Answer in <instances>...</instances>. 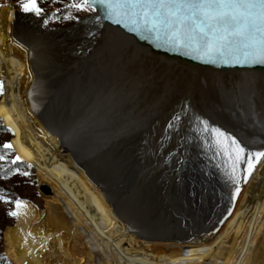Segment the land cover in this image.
<instances>
[{"label": "bare ground", "instance_id": "obj_1", "mask_svg": "<svg viewBox=\"0 0 264 264\" xmlns=\"http://www.w3.org/2000/svg\"><path fill=\"white\" fill-rule=\"evenodd\" d=\"M3 12L0 47L14 53L17 60V64H10L5 70L22 81L6 86L14 98L0 108V114H11L20 125L21 141L13 147L23 155L33 148L46 151L47 169L40 176L39 185L49 183L53 194L46 197L44 210H38L27 200H22L26 204L20 208L14 203L13 211L18 215L14 224L4 229L2 249L13 264H47L49 257H54L57 264H91L95 259L104 261L98 264H264V158L247 182L241 179L242 172L237 174L241 189L238 195H233L236 185L232 180L229 179L227 187L220 182L219 189L224 187L221 194L236 206L234 210L231 208L233 212L225 214L222 225L216 235L213 234L216 238L213 243H207L211 236H203L205 234H196L188 240L171 237L155 240L158 242H142L116 216L118 213L107 204L101 184L89 177L78 161L75 151L79 136L75 133L82 127L105 141L111 136L123 135L128 146L131 144L129 138L134 141L148 135V120L142 115L128 119L126 109L113 114L105 109L100 114L95 112L94 105L79 101L75 96L72 105L69 101H59L61 88L53 72L57 62L49 56L52 28L44 23L43 17L26 13L22 7L17 10L7 7ZM261 75L257 72L245 75L256 76L246 85L251 89L256 86L257 90L250 91L247 96L252 102L249 106L240 103L243 115L236 114L235 120L230 121V128L220 126V130L223 127L228 132L232 129L235 138L239 135L252 142L253 146L250 148L246 144L245 149L253 152L264 150V74ZM246 90H242L244 99ZM220 121L226 123L227 120L220 118ZM65 144H71L73 153L63 155ZM141 149L143 147L140 148L142 153ZM151 154L145 161L147 167L156 169L158 149H153ZM243 163L245 167L246 161ZM96 231L106 240L105 247L114 251L112 261L103 247V256L97 255ZM76 237L83 242L80 245L83 249L69 247Z\"/></svg>", "mask_w": 264, "mask_h": 264}, {"label": "rangeland", "instance_id": "obj_2", "mask_svg": "<svg viewBox=\"0 0 264 264\" xmlns=\"http://www.w3.org/2000/svg\"><path fill=\"white\" fill-rule=\"evenodd\" d=\"M0 1H6L0 3V25L4 23L5 8L17 10L25 2ZM73 2L74 0H38V6L43 10L40 16L52 12L48 26L57 29L70 27L77 21L75 18L64 19L65 16L84 17L93 14L70 7ZM15 58L14 53H8L0 47V83L3 85V90L0 91V108L14 98L6 86L17 85L20 81L16 75L5 70L10 64H17ZM212 129L211 126L203 133V140L200 142H203L207 154L205 153L206 157L202 155L196 159L199 164L197 166L189 163L183 153L163 151L158 156L157 168L147 167L146 161L151 158L153 149L156 151L157 148L145 136L134 141L129 138L131 144L127 146L123 135L118 138L111 136L109 141H105L82 127H78L75 133L79 136L75 154L89 177L97 179L103 187L107 204L114 213H118L113 214L121 218L128 231L137 235L142 242H158L171 237L188 240L196 234H205L203 236H211L206 241L211 244L216 240V230L222 225L225 214L233 212L236 206L221 194L231 180V163L222 147L217 145ZM221 131L228 133L230 137L235 135L231 129L228 132L223 127ZM20 135V125L12 119V115L0 114V148L5 150L3 152L0 149V156L3 157L0 160V264H13L2 249L4 229L15 222V217L10 216L9 212L13 211L16 200H27L38 210H44L46 197L53 196L49 183L39 185L40 176L47 169L46 151L33 148L23 155L17 147L12 146L17 140V143L21 141ZM5 144H11V148H5ZM71 147V144H65L62 148L63 155L71 153ZM16 156L21 161L13 163ZM243 162L240 169L244 168ZM24 172L29 175H23ZM220 182L225 186L219 189ZM95 236L99 243L97 255L103 256V247L108 259L112 261L114 251L105 247L106 240L104 241L99 231H96ZM70 243L69 247L72 249L76 246L83 249L80 246L83 242L79 237ZM98 262L104 261L95 259L91 264ZM46 263L57 264L54 257H49Z\"/></svg>", "mask_w": 264, "mask_h": 264}, {"label": "water", "instance_id": "obj_3", "mask_svg": "<svg viewBox=\"0 0 264 264\" xmlns=\"http://www.w3.org/2000/svg\"><path fill=\"white\" fill-rule=\"evenodd\" d=\"M95 14L79 17L67 28H52L49 34L59 101L72 105L77 97L100 114L105 109L112 114L126 109L128 119L142 115L149 122L145 137L159 154L183 153L189 163L199 165L196 159L207 151L200 142L203 133L211 126L230 128L234 116L243 115L240 103L249 106L250 91L257 90L254 83V89L246 86L256 76L245 75L263 76L264 64L219 56L200 59L195 52L173 49L127 25L110 20L97 24L91 19ZM52 15L46 12L41 17L48 24ZM236 138L245 147L253 146L239 135Z\"/></svg>", "mask_w": 264, "mask_h": 264}, {"label": "snow or ice", "instance_id": "obj_4", "mask_svg": "<svg viewBox=\"0 0 264 264\" xmlns=\"http://www.w3.org/2000/svg\"><path fill=\"white\" fill-rule=\"evenodd\" d=\"M21 7L24 12L37 16L43 12L38 0H25ZM70 7L96 13L91 19L97 24L110 20L127 25L132 31L154 36L158 41L162 39L173 49H184L186 54L195 52L200 59L219 56L225 61L231 57L237 63L264 64V0H74ZM73 18L80 19L64 17ZM44 23L47 24V19ZM212 131L217 145L231 163L230 179L236 185L233 195H238L241 190L238 171L247 182L264 158V150H246L234 136L216 128ZM4 147L11 148V144ZM20 159L16 156L12 162ZM243 161H246L245 167L240 169ZM25 204L16 200L17 208ZM9 215L16 217L18 212L12 211Z\"/></svg>", "mask_w": 264, "mask_h": 264}, {"label": "trees", "instance_id": "obj_5", "mask_svg": "<svg viewBox=\"0 0 264 264\" xmlns=\"http://www.w3.org/2000/svg\"><path fill=\"white\" fill-rule=\"evenodd\" d=\"M3 2H6V1H0V3H3ZM1 106V105H0ZM7 128H10L9 126H7ZM13 132V131H12ZM14 133V132H13ZM18 142V140L16 141V142H14V143H17ZM14 143H12V144H14ZM1 149V151H5L4 149H2V148H0ZM13 151V150H12ZM13 153H15V151H13ZM25 163V162H24Z\"/></svg>", "mask_w": 264, "mask_h": 264}]
</instances>
